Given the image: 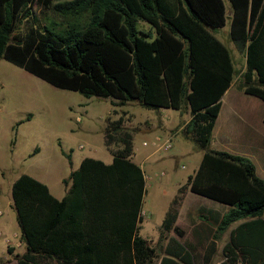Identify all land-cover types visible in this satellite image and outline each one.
<instances>
[{"label": "trees", "instance_id": "16d2710c", "mask_svg": "<svg viewBox=\"0 0 264 264\" xmlns=\"http://www.w3.org/2000/svg\"><path fill=\"white\" fill-rule=\"evenodd\" d=\"M225 1L229 38L245 52L242 91L264 104V0ZM34 8L52 16L41 21ZM225 20L223 0H0V58L54 88L109 99L113 107L133 102L148 110H186L185 136L202 150L186 187L226 206L214 220L216 232L239 222L219 264H264V179L248 158L207 149L234 76L228 50L210 32ZM122 124L121 116L105 119L111 163L82 159L62 179L60 200L27 175L12 183L24 245L16 264H35L42 256L54 264H152L155 251L137 233L143 173L130 161L132 135ZM175 203L161 221L162 239L170 231L183 235L174 225ZM177 238L167 239L157 264L208 263L213 242L198 255Z\"/></svg>", "mask_w": 264, "mask_h": 264}, {"label": "rangeland", "instance_id": "374dc122", "mask_svg": "<svg viewBox=\"0 0 264 264\" xmlns=\"http://www.w3.org/2000/svg\"><path fill=\"white\" fill-rule=\"evenodd\" d=\"M34 12L41 21L45 14L52 16L35 8ZM60 21L61 18L56 16V22ZM24 26L25 23H22L17 32H22ZM137 27L147 29L142 22H138ZM211 34L228 50L234 76L233 84L223 98L222 109L214 125L216 130L212 131L207 149L244 156L252 162L257 175L263 177L264 104L242 91L243 78L239 74L241 53L236 51V45L228 37V20L223 28L212 30ZM251 84L257 86L253 82ZM228 94H231V99L226 104ZM120 108L112 111L114 107L109 99L86 98L77 92L54 88L0 58V264H16V258L24 253L11 203L12 183L20 175H27L45 185L56 198L64 189L61 180L75 170L82 159L109 160L103 142L105 119L114 120L120 115L123 128L132 135L131 159L141 165L145 177L142 210L146 215L142 218L147 216V223L142 225L140 234L149 231L146 241L155 251L152 264H157L164 239H152L155 236L152 230L155 227L157 233L156 227L177 184L185 188V178L197 166L202 150L188 133L186 136L189 138L185 136V124L178 130L176 126L158 131L159 126L150 119L156 110L144 109L133 102ZM165 113L178 114L181 124L189 120L186 110L165 109ZM161 116L156 113V120L165 123ZM155 136H158V141L152 146L150 143ZM169 136L170 149L160 150V143ZM142 142H146L147 146H143ZM110 148L114 150L113 146ZM111 149L108 151L111 152ZM149 152L154 153L145 159ZM191 199L199 202L191 203L190 216H220L227 210L219 203L188 192L185 202L189 203ZM182 218L183 214L179 220ZM149 236H152L151 239ZM217 257L221 260V253ZM35 264L54 263L42 256L36 259Z\"/></svg>", "mask_w": 264, "mask_h": 264}, {"label": "crops", "instance_id": "0c3cea01", "mask_svg": "<svg viewBox=\"0 0 264 264\" xmlns=\"http://www.w3.org/2000/svg\"><path fill=\"white\" fill-rule=\"evenodd\" d=\"M224 6H225V4H224ZM225 17H226V20H228V32H229V23H230V20H229V18H230V9H229V7H228V5L227 6H225ZM226 20H225V22H226ZM225 22H224V25H225ZM224 25L221 27V28H223L224 27ZM221 28H219V29H221ZM212 30H210V32H211ZM214 37V36H213ZM228 37H229V34H228ZM215 39H217L216 37H214ZM230 39V38H229ZM218 40V39H217ZM219 41V40H218ZM231 41V40H230ZM220 42V41H219ZM232 42V41H231ZM236 51L238 52V51H240V53H241V62H240V72H239V74H243V72H244V70H245V52H244V50L243 49H238L237 47H236ZM243 57H244V65H242V60H243ZM233 66V65H232ZM234 68V67H233ZM252 82L253 83H255L256 85H257V82H256V80L253 78V80H252ZM232 84H233V80H232V82L230 83V85H229V87H228V89L230 88V86H232ZM227 89V90H228ZM227 90L224 92V94L222 95V97L220 98V109H219V112H218V114L220 113V111H221V109H222V105H223V98L227 95ZM245 95H247V94H245ZM249 96H251V95H249ZM252 97H254V96H252ZM256 98V97H255ZM231 99V94H228V98H227V101H225V103L227 104V102H228V100H230ZM258 99V98H257ZM259 100V99H258ZM263 103V102H262ZM127 104V103H126ZM123 106H125V105H123ZM123 106H119V107H114V109L112 110V111H118V110H116V109H121L120 107H123ZM120 111H123V110H120ZM125 112V111H124ZM155 113V112H154ZM156 113H159V115L160 114H162V116H161V118L162 119H164L165 120V123H163V122H160V121H157L156 120ZM156 113H155V115L154 114H152V117L150 118V119H152L153 120V122L155 123V124H157L158 126H159V128H158V131H161V130H164V129H167L166 127H171V128H176V126H178L177 127V129L176 130H178V128H181L185 123H183V124H181V122H179V118H178V114H171V115H168L167 113H165V109H158V110H156ZM121 116V115H120ZM119 117V116H118ZM117 117V118H118ZM217 117H218V115H217ZM217 117H216V119H217ZM263 119V118H262ZM115 120V119H114ZM215 122H216V120H215ZM263 122V121H262ZM180 124V125H179ZM214 125H215V123H214ZM214 130V127H213V129H212V131ZM216 130V129H215ZM215 130H214V132H215ZM214 132H213V135H214ZM211 135H212V133H211ZM213 137V136H212ZM156 138H158V136H155L154 137V139H156ZM165 138V137H164ZM143 143V142H142ZM147 146V145H146ZM107 149V152H108V155H109V160L108 161H101V162H103L104 164H110L111 163V160H112V155H111V152H109L108 151V148H106ZM132 151H133V148H132ZM215 151H217V150H215ZM154 152H149L148 153V155L146 156V158L145 159H148V157H150L152 154H153ZM132 155H133V153H132ZM132 155H131V157H132ZM201 155H202V153H201ZM201 155H200V159H201ZM131 157H130V161L132 162V163H134L135 165H137L140 169H141V171H142V173H143V170H142V167H141V165H138V164H136L132 159H131ZM91 159H93V158H91ZM144 159V160H145ZM200 159H199V161H200ZM95 160H97V159H95ZM100 161V160H99ZM199 161H198V163H199ZM81 162V161H80ZM198 163H197V166H198ZM80 164V163H79ZM79 166V165H78ZM197 166L195 167V169H193L192 170V173L190 174V175H187V177L188 176H191L193 173H194V171L196 170V168H197ZM77 169V168H76ZM261 169H262V171L264 172V165H262L261 166ZM72 171V170H71ZM69 174V173H68ZM255 174L257 175V173H256V169H255ZM68 176V175H67ZM66 176V177H67ZM259 178H263L264 179V176L263 177H261V176H259V175H257ZM65 177V178H66ZM187 177L185 178V183H184V185H185V188L183 187V186H179L178 187V184H177V186H176V188H175V192H174V195L172 196V198L170 199V201H169V203H168V205H167V207H166V209L163 211L164 212V214H165V212H166V210H167V208L170 206V204L172 203V201L174 200V199H176V203L174 204V206H175V208H176V212H177V214H176V219H175V222H174V225H176L179 229H180V231L183 233V235H182V237L181 238H177L174 234H173V232H168V233H164V242H163V245L160 247V250H161V254L163 253V248H164V246H165V244H166V241H167V239L168 238H170V237H173V238H177V240L181 243V244H188V245H190L191 246V248H192V252L193 253H195V254H198V255H202L203 253H204V250L207 248V244L211 241V242H213L214 243V246H213V252H212V255H211V258H210V260L208 261V263L207 264H219L222 260H223V258L221 259V260H219L218 259V255L221 253V248H222V246L228 241V235H229V231L231 230V229H233L239 222H234V223H232V224H230L229 225V227L225 230V231H223V232H221V233H218V232H216V230H215V226H214V220L215 219H220V217H221V215L220 216H217V215H214V216H212L211 217V215L210 216H208V217H202V218H200L199 216H190L189 214H188V212H189V209L191 208V206H192V202H199V201H197V200H194V199H191L190 201H189V203H187V202H185V196H186V194L189 192L188 191V188L186 187V180H187ZM143 178H144V181H145V177H144V175H143ZM62 181V180H61ZM183 181V180H182ZM181 181V182H182ZM181 184V183H180ZM178 187V188H177ZM181 187V188H180ZM183 187V188H182ZM63 191H62V193L61 194H59V195H56V200H60L63 196H64V194H65V192H66V187L65 186H63ZM48 189V188H47ZM181 190V191H180ZM184 190V191H183ZM190 193V192H189ZM190 194H193V193H190ZM193 195H195V194H193ZM143 196H144V194H143ZM195 196H198V195H195ZM200 197V196H199ZM203 198V197H202ZM206 199V198H205ZM142 200H143V197H142ZM209 200V199H208ZM211 201V200H210ZM214 202V201H213ZM221 206H223V205H221ZM223 207H226V206H223ZM140 213L144 216V215H146V212H144L143 210H142V203H141V211H140ZM164 214H163V216H164ZM181 214H183V217L184 218H182L181 219V221L179 220V216L181 215ZM141 215V221H139V223L137 224V227H138V231H137V233H138V236H140L142 239H144V240H146V234H148V232L149 231H146L143 235H141L140 234V229L142 228V225H146V223H147V221H146V217L145 218H142L143 216ZM162 219H163V217H162ZM162 219H161V221H162ZM160 225H161V222H160V224L158 225V227H156V232L157 233H155V227L153 228L154 230H152V232H154V234H155V236L154 237H152V236H149V238L151 239V237H152V239H155V238H158L160 235H159V233H160ZM184 226H187V228L185 229L184 228ZM214 238V239H213ZM184 240V241H183ZM198 240H201V244L202 245H200L197 241ZM208 241V243H206ZM205 243V244H204ZM151 247V246H150ZM151 248H153V247H151ZM154 249V248H153ZM199 264H201V263H199Z\"/></svg>", "mask_w": 264, "mask_h": 264}, {"label": "built area", "instance_id": "2783aa9c", "mask_svg": "<svg viewBox=\"0 0 264 264\" xmlns=\"http://www.w3.org/2000/svg\"><path fill=\"white\" fill-rule=\"evenodd\" d=\"M76 121L78 122L79 119L77 118ZM156 141H158V138L153 139V142H151L150 145L155 146L157 144ZM142 145L146 146L147 143L143 142ZM170 147H171V137L170 136L168 138L164 139V141L162 143H160V145H159L160 150H168V149H170ZM141 215L142 214L140 213V216Z\"/></svg>", "mask_w": 264, "mask_h": 264}]
</instances>
